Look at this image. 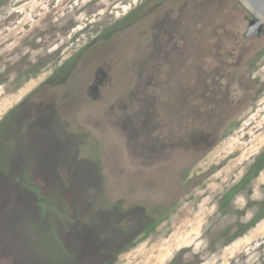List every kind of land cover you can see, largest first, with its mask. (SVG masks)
<instances>
[{
  "label": "rangeland",
  "instance_id": "rangeland-1",
  "mask_svg": "<svg viewBox=\"0 0 264 264\" xmlns=\"http://www.w3.org/2000/svg\"><path fill=\"white\" fill-rule=\"evenodd\" d=\"M250 19L236 0H0V264H264Z\"/></svg>",
  "mask_w": 264,
  "mask_h": 264
},
{
  "label": "water",
  "instance_id": "water-1",
  "mask_svg": "<svg viewBox=\"0 0 264 264\" xmlns=\"http://www.w3.org/2000/svg\"><path fill=\"white\" fill-rule=\"evenodd\" d=\"M251 16L246 35H257L264 27V0H236ZM186 146L184 147V149Z\"/></svg>",
  "mask_w": 264,
  "mask_h": 264
},
{
  "label": "flooded vegetation",
  "instance_id": "flooded-vegetation-1",
  "mask_svg": "<svg viewBox=\"0 0 264 264\" xmlns=\"http://www.w3.org/2000/svg\"><path fill=\"white\" fill-rule=\"evenodd\" d=\"M16 11H19V10H16ZM18 13H19V12H18ZM10 15H12V16L15 17V18L18 16L17 12H14V13H12V14H10ZM16 19H17V18H16ZM250 21H251V19H250ZM250 21H249V22H250ZM248 24H249V23H248ZM248 36H249V35H248Z\"/></svg>",
  "mask_w": 264,
  "mask_h": 264
},
{
  "label": "trees",
  "instance_id": "trees-1",
  "mask_svg": "<svg viewBox=\"0 0 264 264\" xmlns=\"http://www.w3.org/2000/svg\"><path fill=\"white\" fill-rule=\"evenodd\" d=\"M264 157V156H263Z\"/></svg>",
  "mask_w": 264,
  "mask_h": 264
}]
</instances>
